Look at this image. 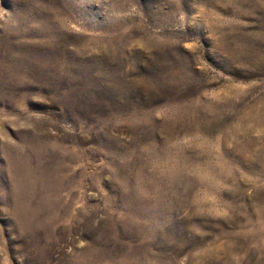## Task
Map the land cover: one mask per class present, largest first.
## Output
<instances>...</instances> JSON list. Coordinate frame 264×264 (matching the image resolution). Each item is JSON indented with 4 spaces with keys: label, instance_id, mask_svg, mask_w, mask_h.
I'll use <instances>...</instances> for the list:
<instances>
[{
    "label": "rangeland",
    "instance_id": "374dc122",
    "mask_svg": "<svg viewBox=\"0 0 264 264\" xmlns=\"http://www.w3.org/2000/svg\"><path fill=\"white\" fill-rule=\"evenodd\" d=\"M0 264H264V0H0Z\"/></svg>",
    "mask_w": 264,
    "mask_h": 264
}]
</instances>
